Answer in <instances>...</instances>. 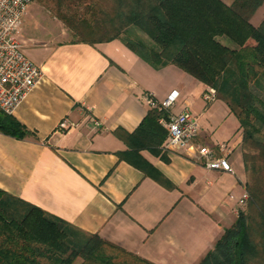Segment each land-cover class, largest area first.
Masks as SVG:
<instances>
[{
    "label": "crops",
    "instance_id": "1",
    "mask_svg": "<svg viewBox=\"0 0 264 264\" xmlns=\"http://www.w3.org/2000/svg\"><path fill=\"white\" fill-rule=\"evenodd\" d=\"M44 17L30 4L18 28L42 76L11 113L31 134L0 131V189L67 222L78 242L97 234L155 264H198L237 219L238 119L222 100L204 101L207 85L177 66L155 69L118 39H60L70 31ZM173 90L169 116L188 110L198 135L190 149L165 148L166 138L140 149L144 171L121 157L130 144L117 131L135 132ZM221 141L234 174L205 168L195 148Z\"/></svg>",
    "mask_w": 264,
    "mask_h": 264
},
{
    "label": "trees",
    "instance_id": "2",
    "mask_svg": "<svg viewBox=\"0 0 264 264\" xmlns=\"http://www.w3.org/2000/svg\"><path fill=\"white\" fill-rule=\"evenodd\" d=\"M47 1L56 6L54 16L74 40L96 44L118 39L153 68L172 64L215 88L216 98L228 106L242 130L249 216L241 213L198 264H264V113L252 91L264 77V28L248 22L263 0ZM1 113V132L16 138L31 134L12 114ZM168 119V111L157 106L147 111L135 132L117 131L130 144L121 157L146 171L139 150L162 144ZM70 228L0 189V264H155L97 234L78 242Z\"/></svg>",
    "mask_w": 264,
    "mask_h": 264
},
{
    "label": "built area",
    "instance_id": "3",
    "mask_svg": "<svg viewBox=\"0 0 264 264\" xmlns=\"http://www.w3.org/2000/svg\"><path fill=\"white\" fill-rule=\"evenodd\" d=\"M31 3L32 0H0V111L7 114L12 113L42 76L41 68L25 54L17 36L18 28ZM177 96L178 92L173 90L159 106L168 110ZM202 98L206 102L213 101L216 98L215 88L207 86L202 92ZM163 123L167 131L165 148L190 149L194 146V139L199 132V121L188 110L169 116ZM59 127H66V122L61 121ZM195 148L205 168L234 174L228 160L231 148L227 141ZM229 199L240 206L246 203L248 193L245 189L239 197L230 193Z\"/></svg>",
    "mask_w": 264,
    "mask_h": 264
},
{
    "label": "rangeland",
    "instance_id": "4",
    "mask_svg": "<svg viewBox=\"0 0 264 264\" xmlns=\"http://www.w3.org/2000/svg\"><path fill=\"white\" fill-rule=\"evenodd\" d=\"M226 4L231 3L230 0H222ZM33 3H31V8L33 7L34 10L37 12H40L45 15L44 19H42L43 23H45L48 27L54 28L58 27L61 29L62 26L65 27V25L59 20L57 23L54 19V13L56 11V6L47 0H33ZM56 18V17H55ZM248 22L254 26V27H262L264 28V0L262 3L255 9V11L251 14V16L248 19ZM61 32V31H60ZM138 36L143 39L144 41H148V38L141 32H137ZM60 39L69 40L73 39L72 34L70 32L62 35H59ZM219 40L226 45L233 46V44L229 43V41L225 37H219ZM252 91L255 94V96L262 101V104L256 103V106L260 108L264 113V77H261L259 79V82L257 84L252 85ZM4 113V112H3ZM0 117H3V114L0 111ZM260 135H264V127L261 128ZM241 178L243 180V184L247 180V174L244 171V169L241 168ZM236 216L238 217L241 213H244L247 217L249 216V210L247 207V203H244L240 206H238L237 211L235 212ZM74 231L76 232L74 228H70V233Z\"/></svg>",
    "mask_w": 264,
    "mask_h": 264
}]
</instances>
